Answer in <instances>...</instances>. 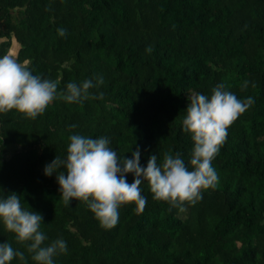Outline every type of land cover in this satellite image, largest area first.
Masks as SVG:
<instances>
[{
	"label": "trees",
	"instance_id": "trees-1",
	"mask_svg": "<svg viewBox=\"0 0 264 264\" xmlns=\"http://www.w3.org/2000/svg\"><path fill=\"white\" fill-rule=\"evenodd\" d=\"M2 54L58 91L103 77L82 101L54 99L35 119L0 113V187L42 214L49 240H66L56 264H264V0H0ZM217 83L254 103L227 126L212 161L217 185L196 203L155 200L143 182L144 210L123 204L104 228L85 202L63 203L55 172L43 174L76 132L107 136L121 156L139 146L145 166L167 151L187 162L188 96ZM13 235L0 226V241L36 264Z\"/></svg>",
	"mask_w": 264,
	"mask_h": 264
},
{
	"label": "clouds",
	"instance_id": "clouds-1",
	"mask_svg": "<svg viewBox=\"0 0 264 264\" xmlns=\"http://www.w3.org/2000/svg\"><path fill=\"white\" fill-rule=\"evenodd\" d=\"M57 31L63 36L65 29ZM101 83L102 76L95 80L69 81L58 91V81L34 73L12 55L2 54L0 113L15 109L35 119L54 99L80 102L90 95V88ZM247 84L245 80L242 87ZM188 101L180 118L183 131L192 141L187 162L179 151H167L159 161L157 153L151 154L145 166L140 162L139 146L131 149L130 157L121 156L107 136L92 137L76 132L69 134L65 154L56 155L46 163L43 174L51 176L55 172L63 203L69 205L71 198L85 202L104 228L117 224L123 204L134 202L136 212L144 210L147 197L142 194L143 182H147L155 200L180 208L184 201L196 203L202 199V189L217 185L218 174L212 161L226 139L227 126L254 103V98H238L223 83H217L210 93H190ZM127 173H132L131 182ZM42 221V214L25 207L16 191L5 194L0 187V226L12 232L15 241L25 244L36 264H56L54 257L67 252V242L62 237L49 240L41 228ZM14 257L20 264H28L24 251L14 248L7 240L0 241V264H10Z\"/></svg>",
	"mask_w": 264,
	"mask_h": 264
},
{
	"label": "rangeland",
	"instance_id": "rangeland-1",
	"mask_svg": "<svg viewBox=\"0 0 264 264\" xmlns=\"http://www.w3.org/2000/svg\"><path fill=\"white\" fill-rule=\"evenodd\" d=\"M15 47H12V51L14 50V52L16 53V50L14 49Z\"/></svg>",
	"mask_w": 264,
	"mask_h": 264
}]
</instances>
